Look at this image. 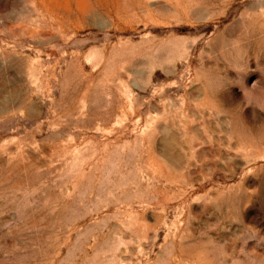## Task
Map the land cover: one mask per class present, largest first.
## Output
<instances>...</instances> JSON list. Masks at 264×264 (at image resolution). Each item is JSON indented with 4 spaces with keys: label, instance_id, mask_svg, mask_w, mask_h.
Wrapping results in <instances>:
<instances>
[{
    "label": "rangeland",
    "instance_id": "rangeland-1",
    "mask_svg": "<svg viewBox=\"0 0 264 264\" xmlns=\"http://www.w3.org/2000/svg\"><path fill=\"white\" fill-rule=\"evenodd\" d=\"M264 0H0V264H264Z\"/></svg>",
    "mask_w": 264,
    "mask_h": 264
},
{
    "label": "clouds",
    "instance_id": "clouds-1",
    "mask_svg": "<svg viewBox=\"0 0 264 264\" xmlns=\"http://www.w3.org/2000/svg\"><path fill=\"white\" fill-rule=\"evenodd\" d=\"M262 11H264V10H262Z\"/></svg>",
    "mask_w": 264,
    "mask_h": 264
}]
</instances>
